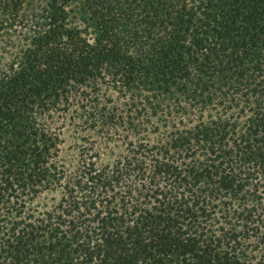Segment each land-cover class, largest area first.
<instances>
[{
    "label": "trees",
    "instance_id": "1",
    "mask_svg": "<svg viewBox=\"0 0 264 264\" xmlns=\"http://www.w3.org/2000/svg\"><path fill=\"white\" fill-rule=\"evenodd\" d=\"M0 264H264V0H0Z\"/></svg>",
    "mask_w": 264,
    "mask_h": 264
},
{
    "label": "rangeland",
    "instance_id": "2",
    "mask_svg": "<svg viewBox=\"0 0 264 264\" xmlns=\"http://www.w3.org/2000/svg\"><path fill=\"white\" fill-rule=\"evenodd\" d=\"M60 138L62 141L59 146L60 160H62L65 164H69V165L75 164V162L78 159V153L80 150L79 144L81 143L76 138L75 134L67 130H62V134ZM45 202H48V200L46 199Z\"/></svg>",
    "mask_w": 264,
    "mask_h": 264
}]
</instances>
